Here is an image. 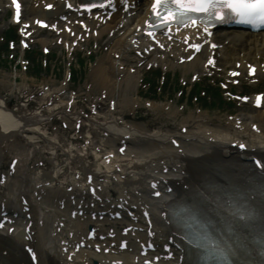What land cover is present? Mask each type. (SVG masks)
<instances>
[{
	"label": "bare ground",
	"instance_id": "bare-ground-1",
	"mask_svg": "<svg viewBox=\"0 0 264 264\" xmlns=\"http://www.w3.org/2000/svg\"><path fill=\"white\" fill-rule=\"evenodd\" d=\"M18 1L23 7L28 3L23 36L38 38L44 46L52 43L41 38V21L60 31L54 41L62 40L71 52L75 42L112 36L108 50L92 65L88 87L109 104L105 109L106 103L92 100L93 108L86 107L81 93L73 103L60 99L66 82L43 91L26 74L20 75L22 81L0 75V253L11 264H32L29 254L36 264H142L137 253L146 246L145 259L158 256L156 264H181L185 251L176 243L173 231L178 228L168 222L165 207L182 197L203 216L217 218L227 198L258 194L255 185L241 179L238 155L264 158V106L252 115H228L221 121L207 112L184 114L170 103L146 102L172 122H143L127 110L140 101L134 95L140 72L163 64L202 75L220 62L234 61L231 72L245 73L255 65L253 80L260 81L264 33L229 30L221 35L224 46L216 50L210 43H220V36L207 40L201 27L184 28L160 34L166 50L156 46L146 54L155 46L145 35L153 0H102L90 8L71 0L72 11L63 7L64 0ZM48 4H53L49 15ZM8 9L0 0V15ZM198 34L207 40L199 53L190 48ZM39 92L33 111L7 107L9 96L29 98ZM49 101L54 102L48 106ZM56 121L64 126H55Z\"/></svg>",
	"mask_w": 264,
	"mask_h": 264
},
{
	"label": "rangeland",
	"instance_id": "rangeland-1",
	"mask_svg": "<svg viewBox=\"0 0 264 264\" xmlns=\"http://www.w3.org/2000/svg\"><path fill=\"white\" fill-rule=\"evenodd\" d=\"M10 22V15L6 17H2L0 15V75H8L10 78H14V76H17L18 81H22L21 76L22 74H27L30 77V82L34 83L33 85H37L41 88H47L51 87L52 85L58 86L61 85L63 81H66V89L67 94L72 95L73 93H82V97L80 98L81 103L83 104L84 97L88 96L90 93V90H87L88 83L87 79L90 73V67L93 64V62L97 59V57L100 55L98 53L99 51V45L97 42L92 41L91 47L84 44L80 51V53H83L86 55V59L84 60L85 65L83 67H80L77 64L76 56L71 54L70 52L63 49V46H59L57 44L49 45L50 53L45 55L43 54L42 47L43 45L40 43H32L31 49L27 50L26 52H22L19 50V48H16L15 50H8L4 43H6V40L8 39V36L6 35V30L8 28V23ZM44 37H49L50 33L47 31L43 32ZM108 39L104 38L102 41L105 43ZM79 49V47H77ZM107 48H103L100 51H106ZM90 53L92 55V62L89 61ZM18 57H21L23 59H26V57H30L32 59V62L30 64L26 65V68L19 67L16 68V64H18ZM81 58V56H80ZM40 64V66H39ZM18 67V66H17ZM71 67L74 69V72H79L81 76H83V79L80 78V76L72 75L71 81H68L66 75L68 68ZM222 67V66H221ZM174 71L177 72V76L173 78L172 74ZM184 70L183 69H177L173 70L171 74H168V82L170 83L169 86L167 85L166 89H164L162 92H158L157 94H152L149 91H147L144 88L143 82L142 86H139L138 89H140V95L137 96L134 94L137 98H140L139 104L145 107V101H151V102H159L163 101L166 102H177L176 100L181 97L180 90H185L188 88V86H191L194 81L191 77L192 74H189L187 78L184 77ZM149 77V75L146 74V79ZM220 78H224V71H220ZM154 79V78H153ZM199 85L202 87H208L212 88L215 84H211L210 81H207L205 78H200V81L198 82ZM45 84V85H44ZM52 84V85H51ZM218 91H221L220 89ZM255 91H264V84H257L250 87L248 84L240 87H235V93H245V94H252ZM98 95L94 94L91 95V100H94L95 98H98ZM62 99L67 100L66 95L61 96ZM90 100V101H91ZM34 101H37L34 99ZM231 102L229 101V98H224V100L221 102V106L226 109L225 111H218L214 106H212L213 109L208 110L210 113H215L220 117V119H225V115L227 111H230L232 114L235 113H250L254 114L256 111L253 110L251 105H245L244 107L240 106L238 102ZM20 101L11 98L9 103L10 105L18 104L21 105L23 103H19ZM88 105V104H87ZM179 108L183 107L185 110L186 107H189V110H196L195 104L191 101H189V106L187 105V102L185 99L181 100V104H178ZM177 107V106H176ZM191 107V108H190ZM34 107H30V109H33ZM195 108V109H194ZM200 109H204L203 107H200ZM230 109V110H228ZM134 111L135 108L131 109ZM186 112V111H185ZM139 114L143 116V121H158L161 116H159L158 113H156L153 110H147V108H142L139 110Z\"/></svg>",
	"mask_w": 264,
	"mask_h": 264
},
{
	"label": "snow or ice",
	"instance_id": "snow-or-ice-1",
	"mask_svg": "<svg viewBox=\"0 0 264 264\" xmlns=\"http://www.w3.org/2000/svg\"><path fill=\"white\" fill-rule=\"evenodd\" d=\"M160 4L161 0H157L153 11H156ZM16 7L19 19V3ZM164 7L170 13L168 19L185 25L195 24L197 14H200L203 18L220 22L235 21L249 24L254 28L264 27V0H172L171 4L165 2ZM207 30L205 27V31ZM241 218H244L243 214Z\"/></svg>",
	"mask_w": 264,
	"mask_h": 264
}]
</instances>
